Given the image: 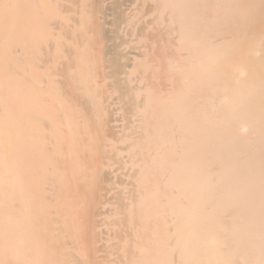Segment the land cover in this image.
Returning <instances> with one entry per match:
<instances>
[{
  "label": "bare ground",
  "instance_id": "1",
  "mask_svg": "<svg viewBox=\"0 0 264 264\" xmlns=\"http://www.w3.org/2000/svg\"><path fill=\"white\" fill-rule=\"evenodd\" d=\"M0 264H264V0H0Z\"/></svg>",
  "mask_w": 264,
  "mask_h": 264
}]
</instances>
